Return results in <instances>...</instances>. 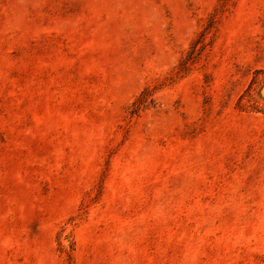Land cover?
<instances>
[{
  "label": "rangeland",
  "instance_id": "374dc122",
  "mask_svg": "<svg viewBox=\"0 0 264 264\" xmlns=\"http://www.w3.org/2000/svg\"><path fill=\"white\" fill-rule=\"evenodd\" d=\"M0 264H264V0H0Z\"/></svg>",
  "mask_w": 264,
  "mask_h": 264
}]
</instances>
